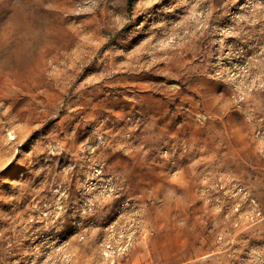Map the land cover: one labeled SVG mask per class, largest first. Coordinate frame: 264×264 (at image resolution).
<instances>
[{
	"label": "rangeland",
	"instance_id": "374dc122",
	"mask_svg": "<svg viewBox=\"0 0 264 264\" xmlns=\"http://www.w3.org/2000/svg\"><path fill=\"white\" fill-rule=\"evenodd\" d=\"M0 264H264V0H0Z\"/></svg>",
	"mask_w": 264,
	"mask_h": 264
},
{
	"label": "trees",
	"instance_id": "16d2710c",
	"mask_svg": "<svg viewBox=\"0 0 264 264\" xmlns=\"http://www.w3.org/2000/svg\"><path fill=\"white\" fill-rule=\"evenodd\" d=\"M132 0H129V4H131Z\"/></svg>",
	"mask_w": 264,
	"mask_h": 264
}]
</instances>
